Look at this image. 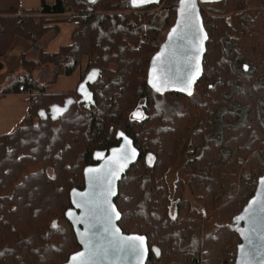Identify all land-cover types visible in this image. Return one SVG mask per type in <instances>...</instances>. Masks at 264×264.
<instances>
[{"label":"trees","instance_id":"1","mask_svg":"<svg viewBox=\"0 0 264 264\" xmlns=\"http://www.w3.org/2000/svg\"><path fill=\"white\" fill-rule=\"evenodd\" d=\"M179 2L41 0L40 8L0 16V57L19 35L35 53L23 55V73L12 72L1 93L20 86L41 93L18 126L0 134V264H63L81 249L65 215L70 191L85 187L94 152L117 145L119 130L139 145L141 157L119 182L118 224L124 233L146 235L147 264H227L241 242L239 215L264 175V0L200 4L209 38L204 74L188 94L161 92L148 82L151 58L175 25ZM71 9L78 24L70 43L46 50L41 40L51 29L59 33L57 24L68 22L62 16ZM78 68L79 83L100 69L90 85L95 105L74 104L58 120L41 119L39 109L77 95V88L52 93L48 87ZM139 106L142 119L133 117ZM185 137L190 157L170 187L167 173Z\"/></svg>","mask_w":264,"mask_h":264},{"label":"water","instance_id":"2","mask_svg":"<svg viewBox=\"0 0 264 264\" xmlns=\"http://www.w3.org/2000/svg\"><path fill=\"white\" fill-rule=\"evenodd\" d=\"M94 1L88 0L89 3ZM130 1L132 6L142 7L158 4L161 0ZM207 1L214 0H180L177 21L166 42L150 61L148 82L156 90L188 94L203 76L209 35L200 4ZM100 73V69L92 68L79 83L80 103L95 105L90 85L98 80ZM75 103V97H67L63 104H52L49 111L39 109L38 116L58 120ZM133 117L142 119L143 110L137 109ZM117 137L121 140L118 146L94 152L97 164L84 169L85 187L70 191L72 206L65 215L73 225L81 249L71 254L63 264H147L150 247L146 235L123 232L118 224L121 213L115 203L119 182L139 160L141 151L125 132L119 130ZM239 222L241 242L237 247L235 264H264V175L241 211ZM52 226L58 227V221L54 220ZM152 250L161 256L158 246H152Z\"/></svg>","mask_w":264,"mask_h":264},{"label":"crops","instance_id":"3","mask_svg":"<svg viewBox=\"0 0 264 264\" xmlns=\"http://www.w3.org/2000/svg\"><path fill=\"white\" fill-rule=\"evenodd\" d=\"M48 1L53 2V0ZM40 7L41 0H0V16L21 15L24 9ZM71 32L72 29L70 30V35ZM61 33L62 29L59 28V33L56 37L60 36ZM63 45H66V43ZM24 54H27L32 59L33 45L29 39L19 35L15 37L9 52L0 57V62L3 64V69H0V134L13 131L31 110V102L23 92L1 93V89L12 80V77H15L12 72L16 75L23 73L22 62ZM82 74L81 68H78L71 76L61 73L57 80V85L48 91L67 93L75 90L79 85Z\"/></svg>","mask_w":264,"mask_h":264},{"label":"rangeland","instance_id":"4","mask_svg":"<svg viewBox=\"0 0 264 264\" xmlns=\"http://www.w3.org/2000/svg\"><path fill=\"white\" fill-rule=\"evenodd\" d=\"M71 10L73 11V9H71ZM162 14H164L163 10H162ZM34 17H32L33 20H35ZM62 17L66 18L65 14ZM57 25L59 26V28L62 29V33L60 36L56 37L55 30L51 29L49 32L46 33V35L41 40V46L45 47L49 51H55L59 46L65 44V43L68 44L71 40L70 30L73 28V24L69 23V22L61 21ZM145 39H146V41H144V42L142 41L143 43L155 45V42L151 41L149 38L145 37ZM247 45H249V44H247ZM29 58H31V57H29ZM33 58H35L34 52H33L32 59ZM83 62H84V65H87L86 58L83 60ZM244 62L245 61H240L239 67ZM83 68H85V67H83ZM208 74L211 76L210 73H208ZM62 79H67V78H62ZM63 81H66V80H63ZM57 83H58V81L55 84L49 86L48 90H51L52 88H54V86L57 85ZM52 93H54V92H52ZM190 151H191V149H190V137H185L183 140V143L181 145L180 151H179V157L177 158V161L174 163V165L171 167V169L167 173V175H168L167 179H168V183H169L170 187L173 186L176 175L178 174L179 170L184 166L185 162L189 159V157H190L189 152ZM18 152H21V150L20 151L18 150ZM37 168H38L37 166H32L31 170H35ZM261 171H263V170H261ZM184 196L187 199H189L194 206L201 209L200 204H198V202L195 200V196L190 192L189 189L185 190ZM214 221H215L214 218L210 217L209 222H208L209 228L213 225Z\"/></svg>","mask_w":264,"mask_h":264},{"label":"built area","instance_id":"5","mask_svg":"<svg viewBox=\"0 0 264 264\" xmlns=\"http://www.w3.org/2000/svg\"><path fill=\"white\" fill-rule=\"evenodd\" d=\"M64 14H65L66 19L69 23H72L73 25L78 24V20L75 19L74 11L69 10ZM142 41L143 42L146 41L145 37L142 38ZM91 63L92 62H89L88 65H91ZM86 68L87 67H85L84 69H86ZM84 73H87V71L85 70ZM19 91L23 92L28 97L31 104L38 105L41 103V93L40 92H37L35 90H27L26 88H24V86H20ZM259 179H256L254 181L255 189H257ZM236 260H237V247L231 252V257H230L229 261L227 262V264H235Z\"/></svg>","mask_w":264,"mask_h":264},{"label":"flooded vegetation","instance_id":"6","mask_svg":"<svg viewBox=\"0 0 264 264\" xmlns=\"http://www.w3.org/2000/svg\"><path fill=\"white\" fill-rule=\"evenodd\" d=\"M73 97H75V99H76V103L75 104H83V105H86L85 103H80L79 102V99L81 98V96L77 93V95L76 96H73ZM63 103H64V101H63ZM63 103H60V104H63ZM87 107H91V106H88V105H86ZM45 109V108H44ZM137 109H141V110H143V108L142 107H138ZM47 111H49V108L48 109H46ZM144 115H145V113H144V110H143V117H144ZM48 118H51L50 116L48 117ZM47 118V119H48ZM42 119V118H41ZM43 120H46V119H43ZM53 120V119H52ZM129 136V135H128ZM118 138V137H117ZM132 138V137H131ZM133 139V138H132ZM134 140V139H133ZM120 142H121V140L119 139V143L117 144V145H114V146H112V147H115V146H118L119 144H120ZM135 143V142H134ZM137 147H139V145L138 144H135ZM8 149V148H7ZM111 149V147L109 148V149H103V150H101V151H104V150H110ZM141 151V150H140ZM93 159H94V157H93ZM95 164H97V162H95V160H94V163H92V164H90V165H95ZM89 166V165H88Z\"/></svg>","mask_w":264,"mask_h":264}]
</instances>
